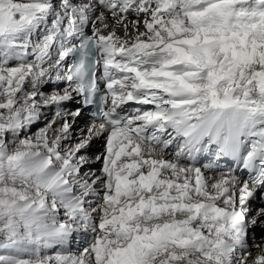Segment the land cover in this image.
<instances>
[{"label":"snow or ice","instance_id":"obj_1","mask_svg":"<svg viewBox=\"0 0 264 264\" xmlns=\"http://www.w3.org/2000/svg\"><path fill=\"white\" fill-rule=\"evenodd\" d=\"M256 201L264 0H0V264H264Z\"/></svg>","mask_w":264,"mask_h":264},{"label":"bare ground","instance_id":"obj_2","mask_svg":"<svg viewBox=\"0 0 264 264\" xmlns=\"http://www.w3.org/2000/svg\"><path fill=\"white\" fill-rule=\"evenodd\" d=\"M47 87H49V89H47ZM45 92L50 93L51 91H53L51 86H45L43 89ZM78 106V102L74 103V102H69L67 104V108L70 111H75L76 108ZM45 111L48 112H54V109H44ZM95 122L94 119L91 117V113L90 115L84 111L82 116L77 118L75 120L74 123V131H73V136L76 137L77 139L80 137L82 130H85L91 123ZM102 149V141L100 142H94V144L92 145L90 151L91 152H97L99 150ZM256 204H260V203H264L262 201H256ZM75 235V234H74ZM76 238H74L73 240H70L68 244L64 245V246H57L58 248H61L60 253L61 254H65V255H76V250L77 248H79L80 245H82V240L81 237L79 235H75ZM261 240H263L262 238H255L254 237V242L255 243H259L261 242ZM75 242L77 244H75ZM71 246H73L72 249ZM253 254L256 255L258 254L257 250L255 248L252 249Z\"/></svg>","mask_w":264,"mask_h":264},{"label":"rangeland","instance_id":"obj_3","mask_svg":"<svg viewBox=\"0 0 264 264\" xmlns=\"http://www.w3.org/2000/svg\"><path fill=\"white\" fill-rule=\"evenodd\" d=\"M47 89H49V87H47ZM45 113H46V116L47 117H52L53 115H54V112H48V111H45V110H43ZM45 119L44 118H42L41 120H39V121H37L36 123H34L33 125H32V127L30 128V130H29V134H31V133H34V132H36L39 128H42V127H44V124H45ZM252 235H253V237H255V238H262L263 240H264V227H257V228H255L254 230H252ZM76 238V237H75ZM75 244H77L76 242H75ZM81 246L82 245H80L79 246V248H77V252H76V254H78L79 253V250H80V248H81ZM73 248V246H71V248L70 249H72ZM60 250H61V248H58L57 246L56 247H54V248H52V249H45V250H43V253L42 254H46V255H55L57 252H60ZM0 254H2V253H0ZM27 255L28 254H24V256H25V258H27Z\"/></svg>","mask_w":264,"mask_h":264}]
</instances>
